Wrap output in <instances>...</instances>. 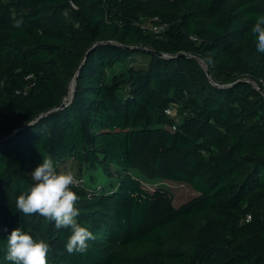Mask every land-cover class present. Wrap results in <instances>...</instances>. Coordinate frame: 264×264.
Segmentation results:
<instances>
[{
    "label": "trees",
    "instance_id": "trees-1",
    "mask_svg": "<svg viewBox=\"0 0 264 264\" xmlns=\"http://www.w3.org/2000/svg\"><path fill=\"white\" fill-rule=\"evenodd\" d=\"M260 16L264 0H0V264L16 228L49 245L48 264H264ZM155 17L160 34L142 29ZM47 157L80 181L85 252L16 209ZM141 178L198 195L175 207Z\"/></svg>",
    "mask_w": 264,
    "mask_h": 264
},
{
    "label": "clouds",
    "instance_id": "clouds-1",
    "mask_svg": "<svg viewBox=\"0 0 264 264\" xmlns=\"http://www.w3.org/2000/svg\"><path fill=\"white\" fill-rule=\"evenodd\" d=\"M251 31L256 37V50L264 54V16L257 18ZM31 178L34 183L16 198L17 211L25 217L38 214L54 222L57 229H70L66 251L70 254L85 252L88 241L94 240L95 236L78 223L79 209L76 203L79 196L72 189L80 181L70 170L57 172L51 157L43 158L42 163L31 172ZM48 251L49 245L43 240H36L16 228L7 237L5 259L11 264H48Z\"/></svg>",
    "mask_w": 264,
    "mask_h": 264
},
{
    "label": "rangeland",
    "instance_id": "rangeland-1",
    "mask_svg": "<svg viewBox=\"0 0 264 264\" xmlns=\"http://www.w3.org/2000/svg\"><path fill=\"white\" fill-rule=\"evenodd\" d=\"M70 163L71 162H69L66 168L62 171L70 170L73 172V174H75V172L70 167ZM112 169L115 176L114 180L117 182L118 180L116 176H118V172L114 168ZM95 177L96 178L94 180L93 185L95 187L99 186L98 187L99 189L101 186L106 187V185L109 184V182H111V179L103 172H97V174H95ZM141 180H142V187L147 192L154 193L157 189H164L168 191L174 198L173 204L175 207H179L183 205L184 203L188 202L189 200H191L192 198L198 195V193L193 191L192 188L187 184H181L178 182H172L167 180L149 181L143 178H141Z\"/></svg>",
    "mask_w": 264,
    "mask_h": 264
},
{
    "label": "built area",
    "instance_id": "built-area-1",
    "mask_svg": "<svg viewBox=\"0 0 264 264\" xmlns=\"http://www.w3.org/2000/svg\"><path fill=\"white\" fill-rule=\"evenodd\" d=\"M168 25L166 23H162L161 20L158 17H155L153 19H151L150 21L145 22L142 25V29L144 30H148V31H152L155 34H160L162 32H164L167 29ZM194 40H196V38H193ZM248 81V80H247ZM253 86L256 90H260L261 88L259 86H257L255 83H253ZM70 101V100H69ZM71 102V101H70ZM166 114L174 119L175 121V125H173V127L171 128L172 131H176L177 126L179 125V123L181 122V117L180 115H178L176 109L174 108H169L166 110Z\"/></svg>",
    "mask_w": 264,
    "mask_h": 264
},
{
    "label": "water",
    "instance_id": "water-1",
    "mask_svg": "<svg viewBox=\"0 0 264 264\" xmlns=\"http://www.w3.org/2000/svg\"><path fill=\"white\" fill-rule=\"evenodd\" d=\"M181 56H184L185 57L186 55L185 54H182ZM197 60H199V59H197ZM207 74H208V76H210V72L208 70H207ZM248 82H252V81L251 80H248ZM71 85L74 86L73 92H72V97H73V94L75 92V80L71 83ZM259 91L264 95V90H261L260 89ZM71 100H72V98H71ZM70 101L69 100L68 101L64 100L63 103H62V105H61V107L59 109L65 108L70 103Z\"/></svg>",
    "mask_w": 264,
    "mask_h": 264
},
{
    "label": "bare ground",
    "instance_id": "bare-ground-1",
    "mask_svg": "<svg viewBox=\"0 0 264 264\" xmlns=\"http://www.w3.org/2000/svg\"><path fill=\"white\" fill-rule=\"evenodd\" d=\"M73 88H74V86H70V91H69V94H68V96L65 98V100L66 101H68V100H71V98H72V92H73Z\"/></svg>",
    "mask_w": 264,
    "mask_h": 264
}]
</instances>
